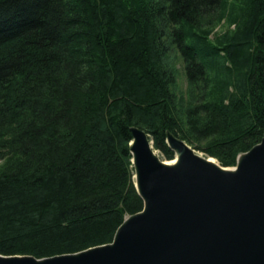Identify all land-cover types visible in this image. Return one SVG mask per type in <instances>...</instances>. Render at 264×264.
<instances>
[{"label":"trees","instance_id":"obj_1","mask_svg":"<svg viewBox=\"0 0 264 264\" xmlns=\"http://www.w3.org/2000/svg\"><path fill=\"white\" fill-rule=\"evenodd\" d=\"M221 3L0 0V255L43 259L111 244L144 209L133 128L167 160L169 133L190 145L192 135L209 139L203 151L223 167L261 142L264 0L236 8L223 49L196 33ZM169 35L193 82L206 68L215 74L213 100L187 126L166 67Z\"/></svg>","mask_w":264,"mask_h":264},{"label":"water","instance_id":"obj_2","mask_svg":"<svg viewBox=\"0 0 264 264\" xmlns=\"http://www.w3.org/2000/svg\"><path fill=\"white\" fill-rule=\"evenodd\" d=\"M131 132L144 209L124 221L113 242L43 259L0 255V264H264V135L239 157L238 171L226 173L170 133L180 164L165 167L150 136Z\"/></svg>","mask_w":264,"mask_h":264},{"label":"rangeland","instance_id":"obj_3","mask_svg":"<svg viewBox=\"0 0 264 264\" xmlns=\"http://www.w3.org/2000/svg\"><path fill=\"white\" fill-rule=\"evenodd\" d=\"M151 1H154L155 7H157V5H160V2H162V0H151ZM244 1L245 0H222L221 6L217 8L216 13H214L215 12L214 11L212 14L205 15V18H203L204 26L203 25L200 26L201 28L197 29L196 33H198L199 37L201 38H206L207 36L209 43L223 49L222 44L224 43V40L228 38V36L232 35V33L236 28L234 24L230 23L231 17L236 15L237 13L236 8H238L239 5H242ZM217 14L218 16L219 14H221V16L218 17ZM216 16L217 18L215 20ZM170 29L172 30L173 27H171ZM169 31L170 30H168V32ZM168 37H170V39L169 38L165 39L167 43L166 67L167 69H169L170 72L173 73L175 77L173 92L176 95L177 106L179 108L182 121L187 126L188 123H190L191 121L201 118L202 115L201 107L205 106L206 104H208L213 100V98L211 97L212 84L210 80H214L215 74L214 75L212 74V70H210V67L209 69L206 68V72H205L206 78L204 76H201L198 79V82L196 81L193 82L188 74L189 71H188V64L186 62V59L182 55L177 44L173 41L174 37L171 35H169ZM197 108L200 111L198 115L190 116L188 114V111H190L191 109H193L194 111V109ZM190 140L192 144L190 145L187 142L186 144L192 150H194L198 156H201L203 158L209 157L203 151V148L210 141L209 139L205 138L198 141L197 138L192 135L190 137ZM150 142L153 144L151 138H150ZM153 151H155L158 154V156L164 161H170L165 159L161 151L156 150L154 148V144H153ZM241 155L238 156L237 162ZM215 160L219 164V166H221L220 162L217 159ZM236 166L227 167V168H234ZM134 179H135V175H134Z\"/></svg>","mask_w":264,"mask_h":264},{"label":"bare ground","instance_id":"obj_4","mask_svg":"<svg viewBox=\"0 0 264 264\" xmlns=\"http://www.w3.org/2000/svg\"><path fill=\"white\" fill-rule=\"evenodd\" d=\"M131 145H133V142L131 143ZM154 156L160 160L162 162V164L165 166V167H169V168H174V167H178L179 164H180V157H179V154L177 152H175V158L170 160V161H164L163 159H161L158 154L154 151ZM201 157V156H199ZM203 158V157H201ZM242 158V157H240ZM206 160L207 163L209 164H212L214 165L215 167L219 168L220 170H222L223 172H226V173H234V172H237L238 171V167H234V168H221V166H219V164L216 162V160L214 158H211V157H208V158H204ZM240 161L242 159H239ZM135 182L137 184V178L135 177Z\"/></svg>","mask_w":264,"mask_h":264}]
</instances>
